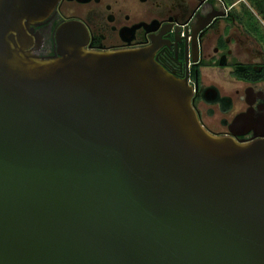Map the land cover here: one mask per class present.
<instances>
[{
    "label": "water",
    "instance_id": "1",
    "mask_svg": "<svg viewBox=\"0 0 264 264\" xmlns=\"http://www.w3.org/2000/svg\"><path fill=\"white\" fill-rule=\"evenodd\" d=\"M46 1L0 0V264H264V139L208 133L152 50L33 56Z\"/></svg>",
    "mask_w": 264,
    "mask_h": 264
},
{
    "label": "flooded vegetation",
    "instance_id": "2",
    "mask_svg": "<svg viewBox=\"0 0 264 264\" xmlns=\"http://www.w3.org/2000/svg\"><path fill=\"white\" fill-rule=\"evenodd\" d=\"M52 1L40 4L38 16L14 6L33 56H57L60 32L87 51L152 50L159 66L191 86V107L208 133L238 143L264 139V50L242 0Z\"/></svg>",
    "mask_w": 264,
    "mask_h": 264
},
{
    "label": "rangeland",
    "instance_id": "3",
    "mask_svg": "<svg viewBox=\"0 0 264 264\" xmlns=\"http://www.w3.org/2000/svg\"><path fill=\"white\" fill-rule=\"evenodd\" d=\"M243 5H245L250 11L253 13V16L257 18V21L259 23V33L256 35L259 43H261L263 50H264V23L261 16H259L256 4L251 0H242Z\"/></svg>",
    "mask_w": 264,
    "mask_h": 264
},
{
    "label": "trees",
    "instance_id": "4",
    "mask_svg": "<svg viewBox=\"0 0 264 264\" xmlns=\"http://www.w3.org/2000/svg\"><path fill=\"white\" fill-rule=\"evenodd\" d=\"M256 4L259 16L262 17L264 23V0H251Z\"/></svg>",
    "mask_w": 264,
    "mask_h": 264
}]
</instances>
